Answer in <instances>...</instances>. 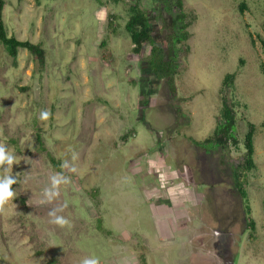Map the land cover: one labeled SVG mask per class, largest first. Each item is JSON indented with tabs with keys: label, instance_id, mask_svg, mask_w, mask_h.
<instances>
[{
	"label": "rangeland",
	"instance_id": "obj_1",
	"mask_svg": "<svg viewBox=\"0 0 264 264\" xmlns=\"http://www.w3.org/2000/svg\"><path fill=\"white\" fill-rule=\"evenodd\" d=\"M4 1L7 35L40 44L45 63L24 49L13 59L0 45V144L14 152L18 180L0 205V264H264V0H183L195 21L179 46L173 98L149 72L147 48L132 52L133 0ZM142 6L160 42L154 1ZM101 10L115 15L111 24ZM228 74L234 85L222 90ZM222 97L234 107L238 141L224 156L191 142L213 134ZM248 122L254 231L232 178ZM61 172L69 182L40 203ZM60 208L64 227L49 223Z\"/></svg>",
	"mask_w": 264,
	"mask_h": 264
},
{
	"label": "trees",
	"instance_id": "obj_2",
	"mask_svg": "<svg viewBox=\"0 0 264 264\" xmlns=\"http://www.w3.org/2000/svg\"><path fill=\"white\" fill-rule=\"evenodd\" d=\"M155 9L159 11L158 20L161 23L159 35L161 41L152 34V25L150 14L142 6V0H134L128 7L129 18L125 29L130 36L132 52L135 56H141L147 48L148 55L145 63L149 72L156 80H164L170 94L176 95L175 76L178 74V57L180 53L179 46L185 44L191 37L188 29L195 21L192 14L184 11L183 0H153ZM5 1L0 0V45L3 46L6 53L13 59L17 57L18 50L24 49L36 59L39 67L45 63V51L40 44H33L28 41L17 40L13 36H8L3 20V10ZM244 4L240 5V13H243ZM154 12V11H153ZM112 23V18H109ZM109 25V24H108ZM110 27V25L108 26ZM114 29V28H113ZM115 31V30H114ZM184 52L189 54V48L185 47ZM236 74H228L222 81V90L232 88ZM264 128V123L262 124ZM235 112L234 107L229 105L224 97L221 99V108L219 118L216 123L213 134L197 142L191 140L194 146L204 149L206 152L218 149L224 156L231 146L235 147L238 141L235 136ZM256 126L248 122L246 132L243 137L244 156L242 163L232 170L233 186L238 196L245 204V213L247 214V227L250 231L255 230V223L250 215V208L247 204V195L244 189V179L247 173L256 168L254 162L255 148L254 137ZM37 142L41 150L45 151L41 136L36 135ZM13 189H18L13 185Z\"/></svg>",
	"mask_w": 264,
	"mask_h": 264
},
{
	"label": "clouds",
	"instance_id": "obj_3",
	"mask_svg": "<svg viewBox=\"0 0 264 264\" xmlns=\"http://www.w3.org/2000/svg\"><path fill=\"white\" fill-rule=\"evenodd\" d=\"M51 113L48 110H43L40 113L39 118L41 120L49 119ZM17 164V158L13 151L9 150L6 145L0 144V168H3V174L0 175V205L6 203L15 196V190L13 185L17 184V176L13 175V165ZM63 168H69V164L65 161L62 164ZM71 171H76V169L70 168ZM69 179L62 172L50 175L49 183L43 188L41 196L42 199L40 203H50L59 195V186L62 184H67ZM66 206V205H65ZM63 209H53L48 213L49 223L64 227L69 225L70 221L64 216L57 215V212ZM81 264H99L98 257L85 258L82 260Z\"/></svg>",
	"mask_w": 264,
	"mask_h": 264
},
{
	"label": "crops",
	"instance_id": "obj_4",
	"mask_svg": "<svg viewBox=\"0 0 264 264\" xmlns=\"http://www.w3.org/2000/svg\"><path fill=\"white\" fill-rule=\"evenodd\" d=\"M113 2H116V1H118V0H112ZM121 1H123V0H121ZM125 2L127 1V0H124ZM123 1V2H124ZM134 1V0H133ZM124 2V3H125ZM100 13V14H99ZM98 13V17L101 19V21H102V23H104L107 19H108V17L109 18H112V21L115 19V15L114 14H111V15H109V13H107L106 11H104V10H101L100 12ZM169 229V228H168ZM168 229H165L164 231H165V234H167L168 233Z\"/></svg>",
	"mask_w": 264,
	"mask_h": 264
},
{
	"label": "flooded vegetation",
	"instance_id": "obj_5",
	"mask_svg": "<svg viewBox=\"0 0 264 264\" xmlns=\"http://www.w3.org/2000/svg\"><path fill=\"white\" fill-rule=\"evenodd\" d=\"M156 198H160V197H158V196H156ZM154 201V200H153ZM162 201V200H161ZM155 202V201H154ZM156 205V204H155ZM162 211V215H165V214H167V212L165 211H163V210H161ZM223 250V249H222ZM224 257H225V254L223 255Z\"/></svg>",
	"mask_w": 264,
	"mask_h": 264
}]
</instances>
